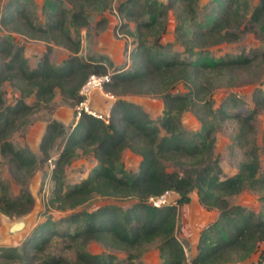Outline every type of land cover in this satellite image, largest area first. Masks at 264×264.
Segmentation results:
<instances>
[{
  "label": "trees",
  "instance_id": "obj_1",
  "mask_svg": "<svg viewBox=\"0 0 264 264\" xmlns=\"http://www.w3.org/2000/svg\"><path fill=\"white\" fill-rule=\"evenodd\" d=\"M26 0H7L0 16V26L8 32L46 44V51L33 68L29 66L24 47L14 45L7 37H0V155L7 159L10 173L20 183L16 196H10L0 183V212L17 217L28 213L34 198L26 188V179L38 163L28 147H16L10 136L30 123L29 116L36 107L52 102L55 91L71 107L80 101L79 89L90 74H105L107 66L110 82L104 91L114 97L109 110V122L83 113L68 130L51 119L47 122L39 149L43 159L50 158V150L57 139L62 147L55 162V187L48 198L49 207L60 211L72 210L94 196L137 201L123 209L114 205L94 211H81L68 220L76 223L68 234L78 246L73 260L51 255L39 263L35 253L55 234V221L40 222L21 246L0 247V264H120L107 253L93 254L85 245L93 240L107 248L128 252V261L135 260L133 251L144 244L156 242L160 264H225L244 259L264 243V215L237 204L229 198L245 189L261 192L264 200V171L253 149L251 158L239 165L238 171L226 176L215 155V134L219 124L236 118V141L249 143L254 132V116L264 109V91L252 94L254 108L242 111L241 100L230 94L215 107V80L228 74L246 72L257 57L247 53L235 56H211L207 48L222 42L237 41L247 32H264V0H214L211 10L199 15L198 0H124L116 7L120 19L114 27L116 35L133 37L129 62L113 66L104 55L88 58L79 56V30L88 28L89 12L110 10L114 0H45V22L36 23ZM65 4L70 6L67 20ZM175 18L174 37L183 53L173 50L172 43H162L169 12ZM130 22L135 23L132 30ZM244 23L243 28H240ZM74 28L70 31L68 25ZM102 30L104 18L97 23ZM53 46L62 47L69 55L58 66L50 61ZM8 82L18 90L19 98L6 104L1 85ZM233 80L232 83H235ZM182 84L185 92L176 91ZM127 96L156 97L162 101L163 115L158 122L140 105L126 100ZM32 97L33 105L26 99ZM236 110L232 114V110ZM191 111L200 122L197 131H187L181 116ZM264 149V133L262 140ZM128 149L141 157L137 171L126 172L121 153ZM91 153L97 161L86 179L66 186L61 173L77 155ZM164 162L181 167V171H166ZM171 190L179 194L177 204L189 201V193L196 190L200 204L207 210L216 209L218 216L199 232L196 254L186 257L182 242L175 235L177 206L160 207L148 203ZM264 253L256 264H262Z\"/></svg>",
  "mask_w": 264,
  "mask_h": 264
},
{
  "label": "rangeland",
  "instance_id": "obj_2",
  "mask_svg": "<svg viewBox=\"0 0 264 264\" xmlns=\"http://www.w3.org/2000/svg\"><path fill=\"white\" fill-rule=\"evenodd\" d=\"M6 1L7 0H0V16ZM26 1L28 10L35 22L40 24L44 23L46 20L43 13L45 0ZM121 1L124 0H114L110 10L104 12H89L88 28H82L79 30L81 43L83 45V48H81L82 51H80V57L88 58L89 56L101 54L106 56L114 66V62L110 60L109 56L102 52V50L109 48L113 54H115L112 58H115L113 60H115L117 64L116 67L124 66L129 62L128 54L134 47V39L133 37L116 35L114 32V27L120 22L116 13V7ZM253 3H255V0H252V4ZM213 4L214 0H198L199 15L210 11ZM65 7L69 10L67 13L68 20L70 16V6L65 4ZM103 18L106 27L101 30L97 27V23ZM67 25L70 31L74 33V28L70 24ZM129 25L132 30L135 29L134 22H130ZM175 25L176 22L174 15L170 11L167 16L166 30L162 36L161 42L164 44L172 43L173 50L183 53L184 47L175 41ZM243 26L244 23L240 28H243ZM0 37H7L14 45L23 46L24 54L27 57L31 68L37 65L43 53L46 51L45 43L26 39L20 34L8 32L3 29L2 26H0ZM207 51L213 57L225 55L235 56L242 52L247 53L250 56H257L246 72H239L237 78L232 75V81L236 80L235 83H232V81L229 80L228 74L217 78L215 80L217 88L213 93L215 107H218L222 100L230 94H236L241 100L240 104L242 111L247 113L250 112L254 108L252 103L253 92L257 89L264 91V32L257 27L256 33L247 32L237 41L222 42L218 45L207 48ZM187 54L189 53H183V56L187 57ZM51 55L52 52L50 54V61H52L53 65L58 66L62 63V61H57L58 58ZM111 70L112 69L108 65L107 72H110ZM175 90L185 92V88L182 84H178ZM1 91L6 104H13L16 99L19 98L18 90L13 88L8 82H4L1 85ZM105 96L106 98L109 97L108 95ZM136 99L139 100L141 103L140 106L148 112L150 117L158 122L163 115L164 107L162 101L159 98L149 96H136ZM26 102L33 105L35 100L34 98L29 97L26 99ZM91 109L95 110L94 108ZM57 110H59L63 116L66 115V111H72V117L70 112V120L63 123L62 120L59 121L54 118V113ZM236 110L237 109L232 110V114H235ZM29 119L30 123L28 126L14 132L9 140L16 147H28L37 157L38 163L35 170L31 176L27 177L25 183L26 188L34 198V204L28 213L17 217H9L0 212V247L21 246L26 238L31 235L34 228L40 222H43L48 218L51 221L56 222L55 234L44 245L41 252L35 253V262L39 263L41 260H44L45 257L51 255L62 256L66 259L73 260L78 245L68 237V234L72 233L76 227L75 222L68 220L71 215L81 211H94L106 205H114L126 209L137 200L134 198H107L96 195L83 205L72 210L60 211L55 207H49L47 201L55 187V181L53 180L52 174L55 169V162L62 147V139L59 138L55 141L50 150V158L44 160L39 149L44 134V132L42 134V131L44 127H46L47 122L51 119L59 121L70 130V128H72V126L78 121L76 109L67 105V103L60 97L59 91L56 90L52 102L48 105H40L36 107L35 112L29 116ZM181 125L185 130L190 132L197 131L200 128V122L191 111H186L182 114ZM254 128V132L249 137V143L247 145H241L240 143H237L235 139L238 131V122L236 118H227L219 124V130L215 134L214 152L219 159V164L224 175L229 176L235 174L239 169V165L251 158L252 149L253 153L254 150L257 153L260 171H264V149L262 148L264 109L256 112L254 116ZM140 160V156L134 154L128 149H125L121 153L120 163L126 172L137 171ZM7 163V159L0 155V183H4L8 195L14 197L19 193L22 185L14 180ZM96 165L97 161L91 153L82 154L80 151H77V155L64 166L61 178L66 186L81 182L87 178ZM164 167L166 171L169 172L181 171L180 166H176L170 162H164ZM173 192L174 194L170 199L176 201L171 204L176 205L178 210L175 235L182 242L187 259L191 260L190 250L193 248L194 242L196 240L198 241L199 232L207 224L216 219L218 211L216 209L207 210L203 207L199 202L196 190H192L189 193V201L180 205L177 204L179 194L175 191ZM261 194V192L245 189L242 192L231 196L229 201L231 204L241 205L255 213H262L264 215V200H262ZM156 204L158 205L159 203ZM21 220L25 222L24 228L19 232L9 234V227L15 222ZM84 248L86 251L93 254H112L116 258L114 259V262L120 264L128 261V252L114 248H107L97 241H89ZM263 253L264 243H260L253 253L249 254L244 259L236 258L235 261L230 262V264H256L260 260V255ZM133 254L135 260L132 264H160L156 242L140 246L133 251ZM262 264H264V261Z\"/></svg>",
  "mask_w": 264,
  "mask_h": 264
},
{
  "label": "built area",
  "instance_id": "obj_3",
  "mask_svg": "<svg viewBox=\"0 0 264 264\" xmlns=\"http://www.w3.org/2000/svg\"><path fill=\"white\" fill-rule=\"evenodd\" d=\"M110 72L105 74H90L85 82L81 85L79 89V95L81 97L80 101L75 105L74 109H76V116L77 119L85 113L95 118L101 119L105 123L109 122V111L106 113L97 112L92 110L89 106V99L90 96L99 91L104 95H108L109 97L113 98L110 93L104 91V87L110 82ZM174 194L173 191L167 190L163 194L157 197H151L148 200V203L152 204L153 206H162L165 204L175 203L176 200H171L170 197ZM157 200V201H155ZM156 203H159L158 205Z\"/></svg>",
  "mask_w": 264,
  "mask_h": 264
},
{
  "label": "crops",
  "instance_id": "obj_4",
  "mask_svg": "<svg viewBox=\"0 0 264 264\" xmlns=\"http://www.w3.org/2000/svg\"><path fill=\"white\" fill-rule=\"evenodd\" d=\"M81 48H83V45H81ZM82 51V50H80ZM103 53L107 54L110 58L111 61H113L114 63V66H116V62L115 58H112L113 55L115 56V54H113V52L107 48L105 50H102ZM81 53L79 52V55ZM69 55V52L67 50H65L64 48L62 47H58V46H53V51H52V55L51 56H55L56 58H58V62L60 61H63L67 56ZM52 59V57H51ZM52 63V61H51ZM61 97V96H60ZM127 100L131 101V102H135L137 103L138 105H141V103L139 102L138 99H136V96H127L125 97ZM114 99L113 98H107L106 97H103L102 94L100 92H94L91 96H90V99H89V106L91 108H94L96 109L98 112H101V113H106L110 110V107L113 103ZM70 112H71V117H72V111H66V115L63 116V114L57 110L55 111V119L61 121L63 123H66L70 120ZM78 120V119H77ZM45 129V127H44ZM44 129L42 131V134L44 132ZM196 245H197V240L194 242V246L193 248L190 250V253H191V258L194 257V255L196 254L197 250H196ZM225 264H230V263H225Z\"/></svg>",
  "mask_w": 264,
  "mask_h": 264
},
{
  "label": "water",
  "instance_id": "obj_5",
  "mask_svg": "<svg viewBox=\"0 0 264 264\" xmlns=\"http://www.w3.org/2000/svg\"><path fill=\"white\" fill-rule=\"evenodd\" d=\"M96 92H99V91H96ZM101 93V92H100ZM102 94V93H101ZM104 97H106L104 94H102ZM109 98V97H107ZM106 98V99H107ZM134 103V102H133ZM96 110V109H95ZM25 226V222L23 220L21 221H18V222H15L14 224H12L10 227H9V230H8V233L9 234H13V233H16V232H19L21 231Z\"/></svg>",
  "mask_w": 264,
  "mask_h": 264
}]
</instances>
